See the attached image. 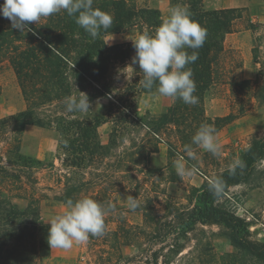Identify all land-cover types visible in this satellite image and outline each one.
I'll return each mask as SVG.
<instances>
[{
    "label": "rangeland",
    "instance_id": "374dc122",
    "mask_svg": "<svg viewBox=\"0 0 264 264\" xmlns=\"http://www.w3.org/2000/svg\"><path fill=\"white\" fill-rule=\"evenodd\" d=\"M148 2L138 0L139 5ZM243 2V6L231 7L235 18L228 31L218 37L224 48L215 68L219 74L203 101L205 116L211 121L233 115L215 133L221 146L218 156L191 145L192 136L182 137L173 125L160 128L157 135L143 124L167 110L160 106L168 98L156 91L138 92L133 83L138 64H133L132 54L112 70L110 94L89 101L92 109L88 115L108 119L97 128V139L107 147L95 150L89 159L75 161L74 153L64 144L71 135L63 136L65 148H61L54 125L42 127L44 136L26 133V125L21 131L16 129L17 123L10 117L20 112L23 100L26 106L28 102L8 62H0V165L6 170L0 176V190L14 193L20 186L18 192L27 197L42 193L51 197L75 187V200L91 198L104 207L113 206L105 214L104 235L90 236L86 243L74 242L67 250L47 245L37 252L34 264H264L232 246L225 230L215 224H195L187 231L181 224L193 204L192 189L229 167L253 137L264 135V0ZM242 79L250 83L237 86ZM88 93L93 92L89 89ZM123 93L124 107H120L116 99ZM6 101L14 104V113L2 115ZM59 110L66 111L65 103L45 106L38 112L52 116ZM112 118L117 119L115 123ZM16 140L19 154L38 159L43 165L35 169L12 165L8 150ZM185 145L192 146L195 159L187 156ZM38 154L44 155L42 160ZM177 161L193 175H177ZM11 174L18 179L7 178ZM129 197L141 206L129 210ZM226 197L249 223L250 238L264 242V159L257 162L255 175L231 186ZM45 200L50 203L45 208L40 206V216L48 224L66 210V202ZM16 202L25 206L27 200L17 198Z\"/></svg>",
    "mask_w": 264,
    "mask_h": 264
},
{
    "label": "trees",
    "instance_id": "16d2710c",
    "mask_svg": "<svg viewBox=\"0 0 264 264\" xmlns=\"http://www.w3.org/2000/svg\"><path fill=\"white\" fill-rule=\"evenodd\" d=\"M2 3L3 0H0V4ZM170 3L172 8H187L192 19L207 30L204 45L195 50L199 54L198 60L186 66L192 70L196 83L194 95L199 102L196 105H187L176 99L166 111L143 124L157 135L160 128L173 125L180 129L181 136L186 139L193 136L204 123H212L217 132L221 126L233 119V115L227 114L211 121L205 116L203 101L205 92L215 83V77L219 74L215 68L219 53L224 48L218 37L230 28L235 18L234 8L205 10L202 0H170ZM93 7L113 17V26L109 30L102 29L94 40L64 11L42 18L37 24H30L31 31L26 32L13 29L11 22L0 15V62H8L16 75L21 93L28 102L24 111L11 115L10 118L17 123L18 131L23 130L27 124L47 128L54 125L60 134L61 148H65L63 136L71 135V139L65 141L67 148L74 153L75 161L89 159L95 150L107 147L97 139V128L108 119L62 110L52 116H42L38 111L55 103H65V98L72 95L85 93L91 102L110 94L109 87L114 82L112 70L117 64L125 63L132 54L135 56V49L130 42L108 45L105 36L133 28L138 30L139 35H154L163 22L158 8L139 5L138 0H94ZM187 51L191 53L193 50ZM134 73L138 75L133 81L138 92L156 91L155 85L151 90L141 86L144 74L139 66ZM236 83L237 86L246 85L250 80L242 79ZM89 89L93 92L90 95ZM124 94L126 95L123 93L116 99L120 107H124ZM111 110L108 109V116L111 115ZM21 118L23 119L20 120ZM116 120L112 118L111 121L115 123ZM8 153L13 159L11 164L20 169H35L43 165L38 159L19 154L18 140ZM239 159L245 166L243 169L238 168L236 175H229L227 167L212 177H220L225 183L220 197L209 191L208 182L211 178L205 179L200 186L192 189L193 204L186 210L181 224L186 231L195 224H215L225 230L232 246L264 263V242L250 238L249 223L236 213L226 197L231 186L246 182L255 175L257 162L264 159V135L253 137L239 155ZM5 171L0 165V176ZM6 176L18 179L14 174ZM17 190L20 191L21 187L18 186ZM9 191L6 193L0 190V264H34L37 252L48 245L49 224L41 221L40 202L45 199L76 201L73 195L76 188H72L69 193L51 197L45 193L27 197L18 191ZM17 198L26 199V205L19 206Z\"/></svg>",
    "mask_w": 264,
    "mask_h": 264
},
{
    "label": "clouds",
    "instance_id": "9594fccd",
    "mask_svg": "<svg viewBox=\"0 0 264 264\" xmlns=\"http://www.w3.org/2000/svg\"><path fill=\"white\" fill-rule=\"evenodd\" d=\"M94 0H3L0 4V15L11 22V27L19 32L31 31L29 25L37 24L42 18L64 11L72 17L75 23L82 28L93 40L101 30H109L113 26V17L93 7ZM207 30L191 17L187 8L175 7L168 17L155 30L154 35L143 33L133 42L135 56L133 64H138L144 78L141 86L147 90L156 87V92L163 97L173 100L179 99L187 105H196L198 97L196 83L191 68L186 67L195 63L201 48L206 40ZM187 49L193 51L189 53ZM82 93V92H81ZM65 108L69 113L89 114L91 108L87 94L72 95L65 98ZM214 126L201 124L191 138V145H196L218 156L221 146L216 142ZM67 146V141H64ZM191 145H185L184 151L191 159L196 153ZM244 162L236 158L228 167V174L236 175V170L244 168ZM177 175L192 176L193 172L185 167L181 161L176 163ZM209 191L220 197L225 188L222 178H211L208 182ZM140 202L129 197V210L139 208ZM113 209L112 205L102 206L91 198H81L66 201V210L51 218L47 243L51 249H70L73 243H86L90 236L105 234V214Z\"/></svg>",
    "mask_w": 264,
    "mask_h": 264
},
{
    "label": "crops",
    "instance_id": "0c3cea01",
    "mask_svg": "<svg viewBox=\"0 0 264 264\" xmlns=\"http://www.w3.org/2000/svg\"><path fill=\"white\" fill-rule=\"evenodd\" d=\"M145 5H147L149 7L158 8L161 12V17H162L163 21L168 17L169 12L172 9L170 0H150V3L148 2V4H145ZM234 5L243 6L244 2H243V0H215L214 2L208 1V0L202 1V6L205 10H217V9L232 7ZM138 35H139L138 30L136 28H133V29L126 30V31L120 32V33H109L105 36L104 39L108 45L115 44V43H121V42L133 43L132 40H134ZM155 97H157V95ZM167 98H168V101L165 104H162L160 106V108H168L172 105V103H173L172 98H170V97H167ZM154 99H156V98H154ZM6 104L7 105L3 106V108H2V110L4 111L2 115H9V114L14 113L13 112L14 107L12 106L14 104L8 103L7 101H6ZM26 107H27L26 102L23 100L22 107H20L18 109V111H24L26 109ZM43 130L44 129H42V127H39V126L34 125V124H27L26 125V133H30L33 131L34 133H39L42 136H44ZM216 135H218V134H216ZM43 156L38 154L36 157H38L39 159L42 160ZM41 203H40V206L42 208H45V207H47V205H49L50 200H45L44 202L42 201Z\"/></svg>",
    "mask_w": 264,
    "mask_h": 264
}]
</instances>
